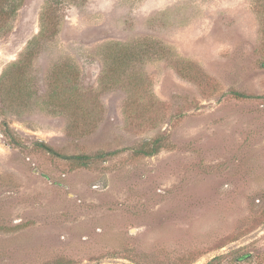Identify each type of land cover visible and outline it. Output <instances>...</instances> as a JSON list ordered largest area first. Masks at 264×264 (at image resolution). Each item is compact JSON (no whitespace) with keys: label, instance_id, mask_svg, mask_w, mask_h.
<instances>
[{"label":"rangeland","instance_id":"1","mask_svg":"<svg viewBox=\"0 0 264 264\" xmlns=\"http://www.w3.org/2000/svg\"><path fill=\"white\" fill-rule=\"evenodd\" d=\"M16 3L0 31V264H264V0Z\"/></svg>","mask_w":264,"mask_h":264},{"label":"trees","instance_id":"2","mask_svg":"<svg viewBox=\"0 0 264 264\" xmlns=\"http://www.w3.org/2000/svg\"><path fill=\"white\" fill-rule=\"evenodd\" d=\"M18 3H16V0H0V31L2 28L6 25L8 20H10L12 17L15 16L17 10H18ZM56 88V87H54ZM54 94V98L65 100L68 102V105L72 104L77 110H78V105L76 102V92L72 90L71 88H66L63 87V89L59 92L57 95L55 93V90L52 91V95ZM231 95L238 100H250V99H255L254 96L252 95H246L243 93L239 92H234L231 91ZM64 104L63 101H61V105ZM167 141H165L164 137H156L152 140H147L143 141V143L133 149V154L136 156H143V157H152L160 152L161 149L165 148L168 146L166 144ZM38 148L52 154L56 155V153L49 147H47L43 142H38L37 143ZM118 152L114 153H100L97 154L94 158H103L105 156H113ZM58 156V155H56ZM69 160H74L77 162H80L82 165H86V162L91 159L90 156H74V157H66ZM240 250L234 251L228 255L224 256H214L212 259H210L206 264H223V262L227 258H231V262L233 264H257L256 262L253 261V256L250 253H245V254H239ZM179 264H185V263H179Z\"/></svg>","mask_w":264,"mask_h":264}]
</instances>
